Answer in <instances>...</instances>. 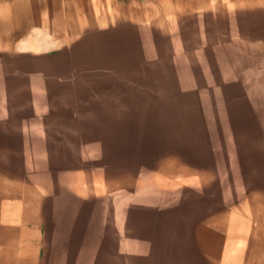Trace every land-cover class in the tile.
Instances as JSON below:
<instances>
[{"label": "bare ground", "instance_id": "bare-ground-1", "mask_svg": "<svg viewBox=\"0 0 264 264\" xmlns=\"http://www.w3.org/2000/svg\"><path fill=\"white\" fill-rule=\"evenodd\" d=\"M212 1L200 0L191 8L223 16L264 9V0ZM203 22L213 25L212 20ZM216 38L203 43L205 57L193 52L194 41L186 38L183 62L177 64L176 55L164 48L159 51L163 69L129 75L138 79L139 88L119 85L127 102L119 126L106 111L114 101L76 106L68 100L64 110L59 92L44 86L41 107L49 114L67 112L59 121L50 120L78 133L71 141L80 152L75 155L62 147L56 131L47 129L41 138L47 158L33 163L25 151L27 136L16 130L34 121L9 118L8 130H0V162H7L0 164V264H80L83 241L93 242L90 264H105L109 254L118 264H264V164L259 163L264 162V100L257 101L241 85L233 91L243 95L239 102L216 109L215 126L230 125L224 154L210 136L206 113L173 123L158 115L163 83L186 99L202 92H229L233 79L219 55L228 44ZM217 44L222 46L215 49ZM210 51L216 56H208ZM249 63H259L264 72L261 55ZM157 73L164 82L144 81ZM181 75L191 76V82ZM194 120L204 129L201 143L191 140ZM170 147L181 158L159 160L175 153L165 151ZM7 151L18 153L9 160ZM223 155L227 166L234 160L233 172L201 169L220 162ZM59 227L65 236L57 238ZM89 229L94 232L87 233ZM55 244L61 245L59 260L53 257Z\"/></svg>", "mask_w": 264, "mask_h": 264}, {"label": "rangeland", "instance_id": "rangeland-1", "mask_svg": "<svg viewBox=\"0 0 264 264\" xmlns=\"http://www.w3.org/2000/svg\"><path fill=\"white\" fill-rule=\"evenodd\" d=\"M199 1L146 0L148 15L145 22L98 33H82L78 38L68 37L67 32L63 31L57 33L62 37H53L51 32L38 31L18 39L14 37L0 38V130H8L6 122L10 120L17 121L22 118L34 121L25 124L22 129L16 130V132L25 133L27 136L24 139L27 146L25 151H28L27 155L33 158V163L38 162L40 164V160L47 158L43 152L45 143L41 140L42 136H45L42 131H47V129L52 132L56 131L60 135L62 138L60 143H63L62 147L68 152L73 155H75V151L80 153L76 150L75 144L71 142L72 137H77L78 133L66 125H60L59 122L55 124L67 112L56 110L49 114L41 107L46 101L44 86L47 87L46 90L48 91L55 89L56 92H59L60 106L64 110L69 108L68 100H74L76 106L78 104L90 106L91 103L103 101V99L114 101L106 106V111L117 120V126H119L120 116L127 106V102L124 100L126 92H123V88L119 85H128L132 89L139 88L138 79L136 80L129 75L146 72L145 70L148 68L163 69L165 64L159 58V51H163L164 48L166 54L170 52L169 54L174 53L176 55L175 62L177 64L183 62L180 60L183 59L184 50L188 45L183 43L184 41L187 42L186 38L194 41L193 52L201 53L202 57L205 54V49H207L203 43L209 41L210 38L220 37L228 44L226 46L228 49H223L219 55L227 64L233 79L232 83L234 84L231 85L229 92H202L200 95L193 94L186 99L181 97L179 92L173 91L169 84L163 83L161 85L165 86L166 90L163 88L158 95V99L161 101L158 115L160 120H169L173 123L176 118L183 119L190 116L198 119L197 117L201 116L202 112L206 113L209 119L207 127L211 138L216 141V149L222 154L227 153L224 146V135L230 125L228 122L224 123L221 128L215 126L216 109L226 104H232L236 100H241L243 95L239 91L237 94H233V91L241 85L245 86L249 94L254 96L257 101L264 100V72H262V68L257 67L259 63L256 65L247 64L248 61L254 60L260 55L264 61V9L235 14L229 12L227 16L230 15V17L227 18L223 14H214L211 10L204 12L192 9V5ZM204 13L210 14L212 18H207ZM207 20H212L213 25L210 23L209 27L205 25L203 21ZM227 23L231 27H224L227 26ZM252 25H256L254 30L251 29ZM253 35H258V37H253ZM219 44L215 49L222 46ZM33 45L37 47L33 49ZM5 46L10 47L6 48ZM167 50L169 51L167 52ZM215 54L216 52L210 51L208 56ZM162 73L165 74L166 72L162 71ZM156 77L148 76L144 81L151 84L164 82L159 74ZM182 77L184 78V76ZM191 79V76L184 78L188 83L191 82L189 81ZM107 84H110L109 87ZM162 86L160 87L162 88ZM157 87V89L160 88ZM18 104L22 106L20 107ZM86 111L92 113L91 110ZM80 113L82 110H79ZM33 114L37 118L43 119V123L38 122ZM248 114H250L249 111ZM261 116L262 128H264V113ZM10 117L13 118L9 120ZM50 119L55 122L53 123ZM224 119L227 121L225 117ZM194 121L196 123L191 140L201 143L199 139L202 137L204 129L200 122ZM260 150L264 152V146H260ZM165 151L175 153H171L172 155L169 156L163 154L159 160L181 158L174 148L170 147ZM17 153L7 151L5 157L12 160L14 154ZM74 159L78 161L79 157L75 156ZM71 160L73 161L72 158ZM2 163L7 164V162H0V164ZM259 163L264 164V162ZM194 168L196 169V167ZM234 168V160L227 166L223 155L220 162L206 164L201 169L209 170V172L222 169L226 171L224 173H227L230 170L233 172ZM259 171L257 170L258 174L261 175ZM105 208H103V214ZM93 230L89 229L87 233H93ZM84 234L86 232L81 236ZM55 236L57 238L65 236L60 227L59 230L55 231ZM92 244L93 242L83 241L81 250L84 252L81 253L83 257H81L80 264H90L89 254L93 247ZM53 247V257L55 260H59L62 257L61 245L55 244ZM118 263L117 257L112 254H109L105 261V264Z\"/></svg>", "mask_w": 264, "mask_h": 264}, {"label": "crops", "instance_id": "crops-1", "mask_svg": "<svg viewBox=\"0 0 264 264\" xmlns=\"http://www.w3.org/2000/svg\"><path fill=\"white\" fill-rule=\"evenodd\" d=\"M147 8L146 0H0V38L38 31L78 38L145 22Z\"/></svg>", "mask_w": 264, "mask_h": 264}]
</instances>
